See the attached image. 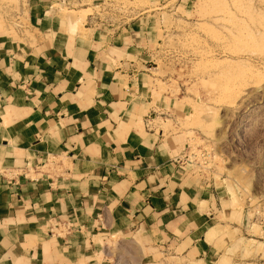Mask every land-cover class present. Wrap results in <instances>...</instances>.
Listing matches in <instances>:
<instances>
[{
  "label": "crops",
  "instance_id": "obj_1",
  "mask_svg": "<svg viewBox=\"0 0 264 264\" xmlns=\"http://www.w3.org/2000/svg\"><path fill=\"white\" fill-rule=\"evenodd\" d=\"M102 1L26 0L29 34L0 30V264H131L130 244L243 264L231 208L156 122L184 108L150 85L154 13L80 19Z\"/></svg>",
  "mask_w": 264,
  "mask_h": 264
},
{
  "label": "rangeland",
  "instance_id": "obj_2",
  "mask_svg": "<svg viewBox=\"0 0 264 264\" xmlns=\"http://www.w3.org/2000/svg\"><path fill=\"white\" fill-rule=\"evenodd\" d=\"M145 9L157 37L150 85L184 108L156 122L178 135L189 167L231 208V254L264 264V0H103L80 19L96 12L109 23ZM28 25L26 0H0V30L28 35ZM125 252L131 264H175L157 249L151 262L132 244Z\"/></svg>",
  "mask_w": 264,
  "mask_h": 264
},
{
  "label": "built area",
  "instance_id": "obj_3",
  "mask_svg": "<svg viewBox=\"0 0 264 264\" xmlns=\"http://www.w3.org/2000/svg\"><path fill=\"white\" fill-rule=\"evenodd\" d=\"M17 174H19V171L13 173L12 176H15V175H17ZM57 228H58V225H54V226H52V228H51V230H50V233L52 234V233H53V229H57Z\"/></svg>",
  "mask_w": 264,
  "mask_h": 264
}]
</instances>
